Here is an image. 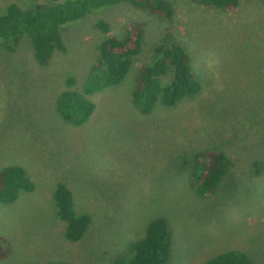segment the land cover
<instances>
[{
  "label": "rangeland",
  "instance_id": "rangeland-1",
  "mask_svg": "<svg viewBox=\"0 0 264 264\" xmlns=\"http://www.w3.org/2000/svg\"><path fill=\"white\" fill-rule=\"evenodd\" d=\"M11 1L23 10L52 3L0 0V13ZM167 1L168 19L119 2L61 25L66 48L46 66L34 59L27 34L12 49L0 37V168L20 165L34 184L13 203H0L8 250L0 264H110L160 215L173 232L165 264H203L235 248L264 264V0H239L231 9ZM134 21L144 23V44L122 82L90 96L95 109L86 123L65 122L55 110L64 79L73 76L80 88L99 41L123 35ZM166 36L189 53L201 88L142 114L131 102L133 79ZM206 147L228 153L232 167L213 194L199 196L182 160ZM253 161L262 163L261 174L249 172ZM57 182L72 192L75 210L90 216L75 242L55 215Z\"/></svg>",
  "mask_w": 264,
  "mask_h": 264
},
{
  "label": "trees",
  "instance_id": "trees-1",
  "mask_svg": "<svg viewBox=\"0 0 264 264\" xmlns=\"http://www.w3.org/2000/svg\"><path fill=\"white\" fill-rule=\"evenodd\" d=\"M18 1V0H16ZM51 4L36 3L26 10L16 2H9L0 13V37L12 49L23 34L31 40L32 53L40 66L49 64L54 51L63 52L65 44L60 26L84 17L88 12L119 2H126L150 14L168 19L173 6L167 0H50ZM212 7L231 9L239 0H195ZM96 26L104 33L109 25L98 20ZM166 36L151 48L153 57L139 65L135 73L130 98L133 106L142 114H148L160 102L173 106L181 100L196 95L201 88L199 72L194 68L189 53L177 42H167ZM144 44V23L131 22L121 35H106L96 47V55L90 63L80 88L75 78L68 75L64 88L55 97V110L67 123L80 126L86 123L95 109L90 96L96 92L120 84L134 64ZM188 170L189 183L199 196L211 195L223 176L232 167L228 153L215 147L196 150L188 159L182 160ZM262 163L253 161L251 173L261 174ZM34 184L20 165L0 168V203H13L20 194L30 192ZM56 218L63 223L64 237L75 242L84 235L90 222L88 213L77 212L73 195L68 186L57 182L53 189ZM173 232L164 216L152 218L144 235L131 241L117 253L110 264H165L171 256ZM6 242L0 236V259L7 256ZM23 264H70L66 261H37ZM203 264H252L248 253L235 248L223 250Z\"/></svg>",
  "mask_w": 264,
  "mask_h": 264
}]
</instances>
